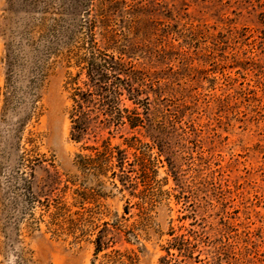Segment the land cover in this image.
I'll return each mask as SVG.
<instances>
[{"label": "rangeland", "instance_id": "rangeland-1", "mask_svg": "<svg viewBox=\"0 0 264 264\" xmlns=\"http://www.w3.org/2000/svg\"><path fill=\"white\" fill-rule=\"evenodd\" d=\"M29 1L0 0V264H264V0ZM94 35L126 64L141 103L120 106L145 127L91 120L78 142ZM106 140L126 162L91 149ZM23 157L76 228L28 209Z\"/></svg>", "mask_w": 264, "mask_h": 264}, {"label": "trees", "instance_id": "trees-1", "mask_svg": "<svg viewBox=\"0 0 264 264\" xmlns=\"http://www.w3.org/2000/svg\"><path fill=\"white\" fill-rule=\"evenodd\" d=\"M28 1V0H26ZM31 1V0H30ZM29 1V2H30ZM21 0H9L10 10L12 11L13 5ZM24 4V3H21ZM24 6V5H21ZM264 39V37H262ZM10 49V48H9ZM9 52L8 58L10 62ZM90 56L85 57L84 62L87 64L85 67L87 70V79L84 84L85 87H75L73 93L74 105L71 111V119L73 121L72 137L76 141H82L88 133L92 130L90 126L91 120L95 124V129H103L107 126H120L128 124L132 129L139 127H145V119L137 108H121V98L124 93H129L130 99L136 103H141V100L137 97L136 87L130 77L123 76L126 74V64L117 60L114 56L101 50L100 46L95 40V35L92 40V47L90 50ZM79 78H73L74 83H78ZM99 130V129H98ZM135 141L138 137L135 136ZM130 148H135L136 143L128 145ZM150 148V147H149ZM92 150L97 152L98 157H101L104 161L110 163L115 153H118L122 157V162H126L127 149L121 147H112L110 141L106 140V144L103 149L100 147L92 146ZM137 152H135L136 154ZM143 155L144 152L142 151ZM139 160V166L142 170V175L146 177L147 164L144 157L137 156ZM81 161L80 166L83 169H88L92 166L93 157H87L85 155H79ZM124 165H120L123 167ZM21 170L24 171L20 177L22 189L25 191V195L28 199V209L32 214H35V209L38 206H42L43 210L50 212L51 222L57 225L60 229L64 230L66 225L68 228H76L78 221L71 215H67L69 210L66 205L61 204L60 201H52L45 199L42 201L34 191L35 180V164L31 159L23 157L21 160ZM125 172V171H124ZM123 180V179H122ZM126 184V179L123 181ZM38 221H36L37 223ZM106 243L103 241V237L99 236L97 240L96 252L103 251ZM161 264H170L169 258H163Z\"/></svg>", "mask_w": 264, "mask_h": 264}]
</instances>
